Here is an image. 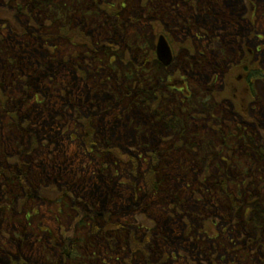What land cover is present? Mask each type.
<instances>
[{"label": "trees", "instance_id": "16d2710c", "mask_svg": "<svg viewBox=\"0 0 264 264\" xmlns=\"http://www.w3.org/2000/svg\"><path fill=\"white\" fill-rule=\"evenodd\" d=\"M99 7L102 13L109 14L102 4L91 0L82 4L76 0H0V106L5 100L3 92L14 89L19 94L11 98L14 113L20 111L19 118L24 113L32 127H19L28 149L26 163L19 153L13 161L23 171L30 165L28 173H31V165L46 156L44 151L59 157L50 161L54 172L47 183L43 179L47 167L40 166L34 173L38 176L13 178L5 163L0 166L2 181L26 191L22 193L25 199L34 188L32 183L44 182L48 187H41L38 194L41 198L79 200L77 212L85 220L95 222L90 233L75 235L67 241L54 240V246H60L63 257L72 264H81L86 255H95L91 244L92 252L85 246L87 240L90 243L97 236L109 242L104 255L111 251L121 256L116 258L117 264H156V253L159 264H166L169 259L162 254L164 251L179 253L172 264H183L178 259L181 255L199 258L200 253H206L215 264V249L208 253L213 249L211 242L200 239L197 229L212 224L219 210L226 211L239 241L260 247L264 238V178L244 181L218 177L219 164L212 160L217 154L219 134L216 128L207 126L217 125L216 117L213 119L208 113L207 119H203L206 115L197 113L196 108L190 114L183 100L174 102L175 97L166 86L168 74L156 61L155 51L150 47L142 51L139 43H131L124 69L112 71L111 79L103 82L92 76V68L100 70V54L104 50L113 53L107 49L111 47L107 41L112 24L107 17H98ZM111 15L117 22L116 31L126 36V27L130 28L133 18H124L121 24V19H116L118 11ZM90 29H98L94 36L105 42L104 46L94 44ZM80 40L86 44H79ZM63 41L73 49H62ZM100 46L104 50L100 51ZM195 78L199 81L201 76ZM19 81H23L21 93L16 88ZM78 120L86 127L88 147L102 158L103 169L123 174H111L121 191L110 183L107 200L98 186L93 191L84 188L77 193L54 183L55 174L64 173L59 170L64 167L62 156L67 152L62 136L64 128ZM44 121L57 126L60 133L57 138L50 134L52 129L47 134L40 128ZM108 123L113 126H106ZM35 126L39 130L24 133L26 128L33 130ZM1 149L4 153L1 158L7 157L8 161H11L9 154L18 150ZM222 188L226 200L221 195ZM250 188H258L256 193L253 190L255 199H251ZM122 191L127 195L126 203L121 202ZM20 192H14L13 196ZM98 198L102 202L98 203ZM249 205L251 210L245 211ZM100 213H104L103 219Z\"/></svg>", "mask_w": 264, "mask_h": 264}, {"label": "rangeland", "instance_id": "374dc122", "mask_svg": "<svg viewBox=\"0 0 264 264\" xmlns=\"http://www.w3.org/2000/svg\"><path fill=\"white\" fill-rule=\"evenodd\" d=\"M63 1V0H60ZM67 2H73L72 0H65ZM103 0H93V2L101 3ZM77 2L85 3L86 0H77ZM162 3V2H161ZM262 1H259V15L264 14L263 8L260 6ZM168 4V3H167ZM167 4L163 3V5ZM242 4V3H241ZM239 2L234 3L238 7H241ZM258 1L256 2V5ZM134 6L137 11V15L133 17V22L130 28L127 30L126 36L119 34L116 31V20L114 21V17H109V21L112 26L108 30V36L110 38L109 43L110 46L114 49V52L109 54L108 51L104 50L101 46H104L103 41L96 38L94 34L98 31L90 29L92 32V37L94 38V44H99L100 51L104 50L98 59V66L100 68L99 72L97 69L92 68V76H96L95 79L101 82L105 80L111 79L112 71H121L125 68V64L127 63V51L129 50V45L131 43H138L142 41V38H145L148 44L154 45L156 43V39L158 34L162 31L160 24L162 23L161 19H165L167 13L160 14V21L154 22L149 20L148 17L156 14L154 5L155 3L149 2V0H130L129 2V10L126 11L128 13L130 11V7ZM222 2L219 4H208L209 12L206 13V17L216 18L218 17L217 11L218 7H221ZM258 6V5H257ZM127 7V8H128ZM157 7V4H156ZM237 7V10H238ZM123 10V9H122ZM158 10V9H157ZM159 11V10H158ZM163 11V10H161ZM145 19V21H139V19ZM204 16H201L202 20ZM92 19V17H91ZM221 19V18H220ZM223 16L220 23H223ZM116 22V23H115ZM137 22V23H136ZM261 26L264 27V17H261V22H259ZM9 34V33H7ZM185 34H175L170 33L169 38L171 43L178 52L185 49L187 46ZM190 40H188V43ZM202 44L200 41H197V44ZM79 44H86L83 40L79 41ZM198 44V45H199ZM262 48L264 47V41L261 42ZM51 49H55L54 45L50 46ZM62 49H73V46L69 45L68 42L63 41L61 44ZM203 47L206 48V43L203 41ZM78 50H82V47H77ZM75 48V49H77ZM220 51V55L225 56L229 54V50H224L221 46L215 47ZM227 48V47H225ZM109 49V47H107ZM110 50V49H109ZM143 51V50H142ZM164 72V69L162 68ZM167 74H170V70H166ZM222 75L223 72L220 71L218 73ZM205 79L208 77L203 76V80H196L200 89H204ZM212 79V77H211ZM23 81H19L16 84V88H22ZM161 85V84H160ZM158 85V86H160ZM79 86V84H78ZM102 87V86H101ZM7 88H12L9 86ZM3 92V91H2ZM196 92H199L196 90ZM78 94V93H77ZM4 95V104L0 106V130L9 129L10 136L20 135L23 136V132L19 131V126L17 122L14 121V117L19 118V114L13 113V116L8 114L11 109L14 108L13 103L11 101L12 96H18L19 94L14 91V89H10L6 91ZM214 102L213 105H217L216 101L218 100V94L216 92L213 93ZM78 100V99H77ZM213 101V98H212ZM264 105V99H262ZM79 106V104L77 103ZM10 106V107H9ZM201 106V105H200ZM41 110V109H40ZM13 111H15L13 109ZM42 111V110H41ZM7 114V118L3 119L1 114ZM60 124V123H58ZM99 124V123H93ZM92 124V125H93ZM106 126H113L112 123L105 124ZM85 126L78 120L73 123H67L64 128L63 137L66 140L67 144V152L66 155L62 156L64 160V167H60L59 170H63L64 173H59V171L55 174V185L60 187L68 186L72 191L79 193V189L84 190V188H89L93 191L96 186L102 192L103 199L107 200V192L109 190V184H113L116 188L121 191V188L116 183L115 179L111 178L110 171H105L102 164V158L96 153H90L88 150V146L85 140ZM206 129V128H205ZM147 132H145L146 134ZM60 135V133H59ZM212 135V133H211ZM70 139V140H69ZM72 140V141H71ZM20 143L18 145H12L11 149H19ZM40 148L36 149L38 153ZM61 157V158H62ZM41 160L37 159L36 163L31 165V174L33 176L34 173L38 172L40 166L47 167V171L43 175V179L45 183H47V179L52 176L54 170H52V164L50 161L59 159V157H55L53 154L41 157ZM61 162V163H62ZM14 163V162H11ZM11 170H13V166H9ZM30 169V165L28 166L27 171ZM53 171V172H52ZM16 172V171H14ZM17 175H20L16 172ZM3 174L0 175V264H72L70 260H67L63 257L59 248L54 246V240L59 239L63 241L64 238L66 241L69 238L74 237L75 235H88L90 233L91 227L94 221L85 220L78 212L75 210L77 208L78 199H73L70 201L68 199L65 200H53V197H49V199H41L38 195L41 187H48V184L44 182L40 183H32L33 189L30 193L27 194L26 203L23 202L25 199L23 197L24 190L15 185V188L11 186V184H7L6 181L3 182ZM85 179V180H84ZM125 180V179H121ZM126 181V180H125ZM244 181H247L244 179ZM117 186H116V185ZM51 185V184H49ZM44 188V187H43ZM7 189V190H6ZM12 189V190H11ZM254 192L257 191V188H253ZM21 191L20 195L13 196L14 192ZM61 192H63L60 189ZM87 191V192H91ZM59 192V193H61ZM83 194V192L81 191ZM80 193V194H81ZM222 193V191H221ZM223 195V193L221 194ZM81 196V195H80ZM67 198V197H66ZM79 198V197H78ZM98 203L102 202L99 201ZM95 200V197L93 198ZM121 202H128L127 195H125L122 191ZM80 205V204H79ZM102 209V205H100ZM81 208H85L80 205ZM96 209V206L93 205ZM3 212H2V211ZM100 218H104V213L99 214ZM102 221V220H101ZM131 222H135L133 219ZM213 223L209 226H204L197 229V232L200 235V239L204 241L211 242L212 250H208V253L213 252L215 249V264H258L259 262L264 261V247L258 250L257 245L255 244V249L251 246L242 245L237 236V232L235 228L230 225V219L226 213V211L219 210L218 217L212 221ZM95 223V222H94ZM97 225L100 228L101 224L98 222ZM93 228V227H92ZM141 232L144 229H139ZM137 231V229H136ZM138 233V231H137ZM64 234V237H63ZM89 244L94 249V256H87L84 258L81 264H117L116 261L121 256L114 255V252H108L106 255V251L109 248V242L97 236L95 240H92L90 243L87 240V247L89 252H92ZM122 244V242H121ZM120 244V245H121ZM174 245V244H173ZM63 246V245H62ZM158 248V245L156 246ZM173 247V246H172ZM62 248V247H61ZM87 250V252H88ZM168 261L166 264L173 263L176 258L178 252H168L164 251L162 253ZM159 253H156L155 261L156 264H159ZM187 257L181 255L179 257V261H183V264H213L206 253H203L199 258L194 255L192 257L189 254H186ZM90 257V258H89ZM136 260H139V257H135ZM134 259V260H135ZM121 263L123 259L120 260ZM164 264V263H163Z\"/></svg>", "mask_w": 264, "mask_h": 264}, {"label": "flooded vegetation", "instance_id": "af4514ba", "mask_svg": "<svg viewBox=\"0 0 264 264\" xmlns=\"http://www.w3.org/2000/svg\"><path fill=\"white\" fill-rule=\"evenodd\" d=\"M140 1L143 2V0ZM228 1L235 0H151L155 3L156 14L149 16L148 19L158 24L160 14L167 13L165 19H161L162 31L158 35L162 33L166 35L163 36L173 52L171 64L164 68L170 70L165 81L166 86L171 89L168 93L175 97L174 102L177 99L183 100L190 113V110L194 109V103L209 102L214 92L218 94L219 98L216 101L218 106L204 107L200 110V114L206 115L205 119L210 113L218 122L217 125L207 124L211 129L216 128L219 134L217 156L213 158L219 163L218 177L222 180L228 177L264 178V170L261 169L264 166V105L262 101L264 99V47L261 46V42L264 41V27L259 23L264 14L260 17L258 12L259 1H262L260 6L264 12V0H236L242 4L241 7L235 5L233 9L234 23L229 24L225 20L228 16L221 13L224 18L223 23H220L222 17H219L216 26L210 21L211 17L205 16L209 12L208 4L220 2L224 4ZM129 2L130 0H106L103 5L106 7V12H109L107 14L109 17L118 11L119 17L117 16L116 19H121L123 24L124 18L128 19L137 15L133 5L132 11L128 13L124 11L129 10ZM107 3L110 4L106 5ZM163 3L168 4L166 6ZM122 8L124 10H120ZM201 16H204L202 20ZM170 33L185 34L188 47L178 52L171 43ZM188 40H190L189 43ZM197 41L202 44L198 43V45ZM203 41L206 43V48L203 47ZM216 46L229 50V54L220 55L219 52L223 50H217ZM139 47L143 48V44ZM109 49L114 52L112 47ZM156 58V61L161 64L157 53ZM220 71L223 72L222 75L218 74ZM196 75H200L201 80L203 76L208 77L205 79L204 89H200L201 87L199 88L196 83ZM227 135L230 138L227 139ZM89 150L93 151L91 148ZM9 159L11 161H8L7 157L3 158L2 163H5L10 176L13 178L27 176V174L30 178L33 176L27 170L19 169L18 164L13 161L14 157ZM12 161L14 163H11ZM10 165L13 166V170L8 168ZM110 174L123 176L121 172ZM224 191L225 189L222 188L223 193ZM248 192L251 199L256 198L253 191L249 189ZM251 207L249 205L246 210H251Z\"/></svg>", "mask_w": 264, "mask_h": 264}, {"label": "bare ground", "instance_id": "6f19581e", "mask_svg": "<svg viewBox=\"0 0 264 264\" xmlns=\"http://www.w3.org/2000/svg\"><path fill=\"white\" fill-rule=\"evenodd\" d=\"M236 2L235 1H228V2H225L224 5L221 6V8L218 9L217 11V14H218V17L216 18H212L211 17V22L213 24H215L216 26L218 25V19L219 17H222V14H224L225 16L227 15L228 17L225 18V20L229 23V24H233L234 23V19H233V16H234V3ZM222 13V14H221ZM10 113V115L13 116V109L11 111L8 112V114ZM21 112L19 111L18 114H20ZM2 118H6L7 117V114L6 115H3L1 114ZM14 121L17 122V125L19 127H28V128H32L31 127V123L29 124V118L25 116L24 113H22L21 117L18 118V117H14ZM4 124V123H3ZM3 124H0L3 125ZM26 128L24 130V133H27L29 132H32V131H37L39 130V127L38 126H35V128L32 130V129H28ZM40 128L45 132V133H49L50 132V129H52V134L53 137H56L59 136V131H58V128L57 126H54L53 124H50L46 121L43 122V125L40 126ZM39 132V131H38ZM38 132L36 134H38ZM23 138L20 136V135H14V136H10L9 134V129L7 128L6 130H3L1 131L0 130V166H3V163H2V158L1 156L4 154L2 153V147H4V150L6 152H9V150H11V144L12 145H18L20 143V147H19V152H17L16 150L13 151V153L9 154V157H14V156H17V153H19V156L21 158V161L23 163H26V157H25V154L27 153V146L25 145V143L23 142ZM62 148H60L61 150ZM47 155V152L44 151ZM18 168L20 169V166H18ZM24 177H26V175H24ZM28 180L30 178H27ZM33 182V180L31 179V183ZM26 200L27 199H24V203H26Z\"/></svg>", "mask_w": 264, "mask_h": 264}, {"label": "water", "instance_id": "95a60500", "mask_svg": "<svg viewBox=\"0 0 264 264\" xmlns=\"http://www.w3.org/2000/svg\"><path fill=\"white\" fill-rule=\"evenodd\" d=\"M158 54L160 60L166 64L169 65L172 60V54L171 51L167 45V42L161 38L158 45Z\"/></svg>", "mask_w": 264, "mask_h": 264}]
</instances>
